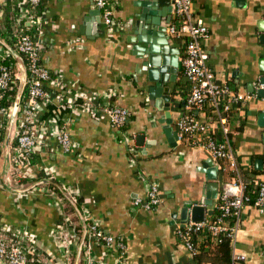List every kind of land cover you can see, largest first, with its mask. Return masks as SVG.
I'll return each instance as SVG.
<instances>
[{
  "label": "crops",
  "instance_id": "crops-1",
  "mask_svg": "<svg viewBox=\"0 0 264 264\" xmlns=\"http://www.w3.org/2000/svg\"><path fill=\"white\" fill-rule=\"evenodd\" d=\"M111 2L113 17L121 24L112 40L92 0H44L41 57L66 89L108 94L115 106L129 111L125 129L136 136V161L131 162L127 146L121 141L122 128L115 127L105 116L66 108L55 96L59 88L49 84L51 97L42 109V119L47 124L49 119L57 122L78 141L79 147L75 153H63L52 138L49 145L34 152V165L81 198V209H77L83 218L123 237L126 250L122 258L91 241L88 248H83V260L88 249L100 264H194L190 251L176 235L181 224L180 210L186 201L200 204L206 200L212 191L207 186L213 183L219 191L227 176L204 150L172 138L188 90V84L180 83L181 62L178 81L169 84L172 95L167 118L165 111L148 97L144 72L133 55V42L141 44L137 41L140 29L135 30L134 25L136 17L131 15L132 10L140 9L135 4L137 0ZM192 7L208 28L202 46L215 81L247 96L230 132L238 172L264 182V126L259 120L264 112V97L258 95V89L264 87L259 83L264 76V0H194ZM163 8L152 4V14L146 20L170 23L171 13L169 17ZM77 38L82 44L71 48ZM169 42L179 48L181 60L184 40L170 36ZM6 51L0 48V57ZM22 75L20 71L17 77ZM166 86L163 93L168 90ZM14 134L12 126L9 144ZM150 181L157 182L160 188L161 204L155 210L133 208L135 197L146 198ZM62 209V201H52L45 189L14 193L4 187L0 178V224L24 228L42 253L67 264L69 257L64 256L61 238L55 234ZM81 250L78 248L76 262ZM232 252L235 264H264V205L246 204L241 209Z\"/></svg>",
  "mask_w": 264,
  "mask_h": 264
},
{
  "label": "built area",
  "instance_id": "built-area-1",
  "mask_svg": "<svg viewBox=\"0 0 264 264\" xmlns=\"http://www.w3.org/2000/svg\"><path fill=\"white\" fill-rule=\"evenodd\" d=\"M39 1L22 0L20 2L19 15L27 18V27L17 26L15 30L17 51L27 59L28 71L32 76L26 97L19 104L13 123L15 128L13 140L16 145L12 147L11 151L8 150V163H10V153L13 160L7 165L6 180L10 186L16 189L27 187L22 183L25 178L37 179L39 170L30 163L28 155L42 146L49 145L52 138L63 153H75L79 147L78 141L57 122H51L49 119V124H47L42 119V109L51 97L50 91L45 90V86L50 84L59 88L57 92L55 91V96L58 102L66 108H72L77 112H88L93 116H105L117 128L121 129L129 116V111L126 108L115 105L107 107L109 104L108 94L100 95L82 90L72 92L68 88L66 89L67 86L65 87L64 83L59 82L58 75L51 76V72L46 68L41 57L40 24L42 18L40 16L37 19H31L28 10L29 5H36ZM92 1L101 13L108 39L112 40L121 24L113 17L111 0ZM193 1L172 0L171 22L167 26L169 36L184 40V53L180 62L182 72L188 81V91L181 103L182 114L175 122L176 141L204 150L216 162L217 168L225 173L227 179L221 183L215 201L214 208L219 212L216 220L211 221L205 214L203 220H189L184 227L178 228L177 238L189 251L192 249L189 241L191 231L207 228L213 235L224 233L233 241L241 209L246 204L256 207L264 205V182L255 180L254 193L246 191V184L238 172L230 142V132L234 130L232 126L234 119L247 96L231 90L226 83L215 81L212 69L207 64L208 54L202 46V40L208 35V28L203 19L194 14ZM30 26L36 30L32 36L27 34ZM81 44V39L77 38V42L73 43L71 48H77ZM8 53L10 52L7 49L6 55ZM10 79L9 68L2 66L0 68V126L5 118L8 121L12 107L6 109L1 103L9 88ZM53 121L56 120L53 119ZM120 135L121 141L127 146L129 158L134 163L139 153L137 145L134 143L136 136L127 132L126 129H121ZM38 180L40 179L34 180V182ZM34 188L45 189L52 201L60 200L43 185ZM62 188L73 201L77 194L70 187L62 186ZM161 202L162 196L157 182L150 181L146 198L135 197L132 205L133 208L155 210ZM61 213L63 214V210ZM230 217L232 218L231 223L226 221ZM68 222L69 216L65 215L62 221H58L55 229V234L61 238L65 257H69L68 248L70 245L77 244L78 239L80 244L82 239V237L78 238L73 232L64 229ZM91 241H95L107 252H116L119 258L123 257L126 250L122 236L110 234L102 229L97 222L89 220L81 249L88 248ZM234 258L236 259L235 256ZM84 262L100 264L96 259H92L88 249ZM0 264L65 263L51 258L47 252L42 253L34 237L24 228L0 224Z\"/></svg>",
  "mask_w": 264,
  "mask_h": 264
},
{
  "label": "water",
  "instance_id": "water-1",
  "mask_svg": "<svg viewBox=\"0 0 264 264\" xmlns=\"http://www.w3.org/2000/svg\"><path fill=\"white\" fill-rule=\"evenodd\" d=\"M171 3L172 0H137L135 3L139 6L140 9L132 10L131 15L136 17L135 23V30L138 28L140 29L137 33V41L141 42V44H137L136 40L133 42V55L138 60V65L142 68L144 72V80L147 83V93L148 97L155 101V106L158 109L165 111V116L167 118L170 117V99L172 95V88L169 84L176 83L177 77L180 73L179 71V63H180V55H179V48L172 47L169 42V34L167 31V26L169 20L165 21V23L161 24L160 21H156L155 19H150L147 21L149 14H152L149 7L153 5H160L163 8V12L168 14L170 17L171 13ZM1 7V3H0ZM139 21L143 22L142 26H139ZM149 25V26H148ZM0 43L8 49V51L17 58V54L14 48L7 45L3 40L0 39ZM23 68V64L21 65ZM259 83L264 85V76L259 79ZM26 84V75L23 74L19 90L13 102V105L10 110V115L8 121L6 123L5 133L2 142V149H3V166H2V174L1 179L4 187L10 192H19L24 193L33 189L39 185H46L52 184L57 186L60 191L62 192L63 196L69 200L75 207L72 199L68 194L63 190L62 186L56 182L52 178H42L33 184L27 186L23 189H16L10 186L6 180L7 174V165H8V146H9V137L10 132L15 120V117L18 112V107L21 101L22 92L24 86ZM168 85V90L166 93H163L165 86ZM167 87V86H166ZM258 95L264 97V87L258 89ZM260 125L264 126V112H261L259 115ZM170 122V119L167 121ZM168 127V126H167ZM168 134V130H166ZM176 132H173L172 138L176 140ZM142 139V136H139ZM213 171V170H212ZM212 171H209L210 174ZM214 173L209 177L212 179L214 178ZM207 188H211L212 191L209 192L206 196V200H202L200 204L192 203L191 201H186L183 207L180 210V220L181 224L180 227H184V225L189 221H201L204 219L205 214L211 215L212 211L215 206V201L217 198L216 193H218V185L213 183V186H207ZM75 212L78 218L81 220L83 224V236L81 242L79 244V249L81 250L82 244L85 239V223L84 218L81 212L75 207Z\"/></svg>",
  "mask_w": 264,
  "mask_h": 264
},
{
  "label": "trees",
  "instance_id": "trees-1",
  "mask_svg": "<svg viewBox=\"0 0 264 264\" xmlns=\"http://www.w3.org/2000/svg\"><path fill=\"white\" fill-rule=\"evenodd\" d=\"M21 1L22 0H1V7H0V11L2 14V21L0 22V39L3 40L10 47L14 48L17 54V58L11 53H8L4 57H0V68L2 66H7L11 74L9 88L5 92L1 102L2 105L6 107V109L10 108L13 105V102L19 90L21 79L17 77V74L21 71L22 74L26 75V84L22 92L20 103L23 102L26 97L29 82L30 79L32 78L31 73L28 71L27 59L24 58V56L17 51V47H16V37H15L16 27L17 26L27 27L26 26L27 18L21 17L19 15V4ZM43 1L44 0H40L36 5L28 6L29 16L31 19H37L38 17L41 16L44 10ZM35 31H36L35 28L30 26V28L27 30V34L29 36H32ZM0 47L5 48L1 43H0ZM22 64H23V68L21 67ZM180 83L188 84V81L183 73L182 76L180 75ZM45 90H50V87L48 85L45 86ZM111 106H114L113 98L109 97V104L107 105V107H111ZM206 107L209 108L208 105H206ZM6 123L7 121L5 118L0 126V162L2 155L1 148L5 133V128H6ZM126 126L127 124L125 122L124 125L122 126V129H125ZM15 145H16L15 140L10 142L9 144L10 151L12 147ZM9 159H10V163H12L13 159L11 157V153ZM28 159L31 164H35L34 153H30L28 155ZM241 176L244 183L246 184V191L254 193L253 192V189L255 187L254 181L256 180V178L246 176L243 172L241 173ZM49 177L51 176L48 173L44 172L43 170H39L37 179L49 178ZM0 178H1V173H0ZM37 179L25 178L22 181V183L28 186L31 183H33L34 180ZM43 186L46 187L49 191L53 193L54 196L58 197L62 201L63 214L60 216V220L62 221L65 215L69 216V222L66 224V226H64V229L73 232L78 238H81L84 233L83 224L75 212V207L81 209V202H82L81 198H79L78 196L73 198V203L75 204L74 207V205L63 196L62 192L57 186L52 184H46ZM218 214L219 212L214 208L212 214L210 216L208 215V218L214 222ZM226 221L231 223L232 218L230 217L226 219ZM84 223H85V231L87 232V228L89 226V220L84 218ZM189 241L192 245L190 254H191L192 262L194 264H235L236 259L234 258L232 252V240L226 234L219 233L217 235H213L210 232V230H208L207 228H200L191 231L189 236ZM78 245H79V239L77 240V244L75 245L72 244L68 248L69 264H86L83 260V248L81 250L80 257L76 262Z\"/></svg>",
  "mask_w": 264,
  "mask_h": 264
}]
</instances>
